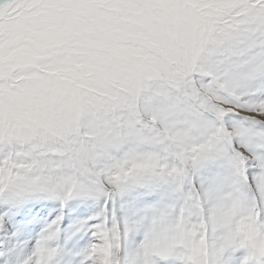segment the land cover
<instances>
[{
  "label": "snow or ice",
  "instance_id": "6c2138e0",
  "mask_svg": "<svg viewBox=\"0 0 264 264\" xmlns=\"http://www.w3.org/2000/svg\"><path fill=\"white\" fill-rule=\"evenodd\" d=\"M0 264H264V0H0Z\"/></svg>",
  "mask_w": 264,
  "mask_h": 264
}]
</instances>
